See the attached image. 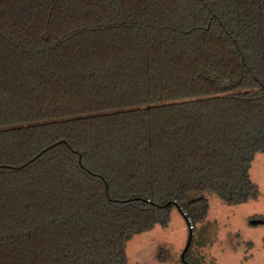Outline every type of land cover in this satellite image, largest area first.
Listing matches in <instances>:
<instances>
[{
    "label": "trees",
    "instance_id": "16d2710c",
    "mask_svg": "<svg viewBox=\"0 0 264 264\" xmlns=\"http://www.w3.org/2000/svg\"><path fill=\"white\" fill-rule=\"evenodd\" d=\"M257 153L264 0H0V264H128L176 205L199 264Z\"/></svg>",
    "mask_w": 264,
    "mask_h": 264
},
{
    "label": "rangeland",
    "instance_id": "374dc122",
    "mask_svg": "<svg viewBox=\"0 0 264 264\" xmlns=\"http://www.w3.org/2000/svg\"><path fill=\"white\" fill-rule=\"evenodd\" d=\"M250 179L258 186V197L238 205H226L209 198V210L195 231L190 254L199 264H264V225H250L251 215L264 219V156L257 153L249 169ZM258 218V217H257ZM194 234V232H193ZM188 226L175 207L167 226L134 235L126 243L128 264H185L180 254L185 247ZM163 246L167 257H156Z\"/></svg>",
    "mask_w": 264,
    "mask_h": 264
},
{
    "label": "water",
    "instance_id": "95a60500",
    "mask_svg": "<svg viewBox=\"0 0 264 264\" xmlns=\"http://www.w3.org/2000/svg\"><path fill=\"white\" fill-rule=\"evenodd\" d=\"M176 208L181 213V215L184 217V219H185V221L187 223V226H188L187 241H186V244H185L184 249L182 250V252L180 254V258H181V260L185 264H191V263H189V262H187V261L184 260V255H185L187 249L189 248L190 243H191V240H192V237H193L192 225L190 224V221H189L188 217L185 215L184 211L178 205H176ZM248 223L250 225H256V224H262V225H264V219H261V218H252V219H249V222Z\"/></svg>",
    "mask_w": 264,
    "mask_h": 264
}]
</instances>
